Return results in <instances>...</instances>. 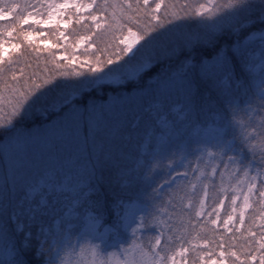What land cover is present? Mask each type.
<instances>
[{"label": "snow or ice", "instance_id": "1", "mask_svg": "<svg viewBox=\"0 0 264 264\" xmlns=\"http://www.w3.org/2000/svg\"><path fill=\"white\" fill-rule=\"evenodd\" d=\"M109 7L111 38L99 47L75 26L89 29L84 22ZM85 8L93 11L84 16ZM9 17L0 25V264H188L189 251L203 261L194 241H215L169 221L195 223L193 215H204L221 165L235 179L232 204L243 197L240 225L257 193L264 207V0H0V20ZM36 25H49L55 41L41 39ZM44 52V75L21 67V83L16 66L39 62ZM242 109L259 113L258 121L241 125ZM36 115L45 123L29 127ZM125 134L143 148L144 181L162 158L169 177L127 200L113 185L132 173L141 178L140 167L123 168L106 150ZM98 172L100 179L109 174L107 190ZM219 191L227 190L221 184ZM109 199L112 226L103 223ZM213 214L219 218L215 208ZM232 219L224 220L228 231ZM121 224H135L127 247ZM241 251L243 260L228 244L211 264L255 259L243 245Z\"/></svg>", "mask_w": 264, "mask_h": 264}, {"label": "trees", "instance_id": "2", "mask_svg": "<svg viewBox=\"0 0 264 264\" xmlns=\"http://www.w3.org/2000/svg\"><path fill=\"white\" fill-rule=\"evenodd\" d=\"M7 2H23V0H7ZM97 4L100 3V0H96ZM151 3H154L155 1H150ZM165 2H169V0H165ZM113 3V0H109V4ZM116 4L122 3V0H115ZM162 5V9H163ZM178 7V6H177ZM113 9L111 7L108 8L107 11H97L95 14L100 15L103 21V25L99 28H96L94 26V22L91 20H86L84 23L89 25V29H85L80 26H75L77 33L79 34H85L91 36V39L96 42V44L99 47H105L106 44L110 41L111 38V32L112 30L108 28V25L110 23H113L111 20ZM11 20H0V25H7L10 23ZM31 24V23H30ZM74 25L69 26V30ZM24 27H27V25H24ZM40 31H44L45 37L48 38L50 41H55V37H52L49 34L50 28H41L36 27ZM118 31V30H117ZM67 34V32H66ZM6 39H11L6 37ZM71 39V37H70ZM14 43L17 41L12 39ZM41 48H43L42 45H40ZM11 52V50L9 51ZM78 53H80L78 51ZM43 59H41L39 62L36 61L35 57H33L30 60L23 61L21 64L16 66V71L18 73L17 79L21 80V83H23V78L19 75L21 67L24 69L25 74L29 73H37L39 76L44 75V60L48 58L47 52L42 53ZM61 62H63L61 60ZM31 64V67L28 65ZM48 67H51L50 65ZM106 98V97H105ZM6 108V106H5ZM4 108V109H5ZM260 114L257 113V116ZM237 119L239 122H242L244 125H247L249 123V120L246 118L245 115L239 114L237 116ZM44 120L39 115L34 116L31 120L28 121V126L31 125V123H40ZM140 146H138L137 139L135 137V134H133L131 139H128L126 134L123 137L118 136L116 139L112 140L110 145H106V150H110L112 154L119 160L121 166L126 169H132L136 168L135 164L137 159L139 158L140 154ZM144 167L140 168V177L139 179L136 178V173H132V175L124 176L122 178H119V183H115L113 187L122 193V196L124 199L129 198H135L139 195L140 188L142 185L146 183H151L153 187L160 184L159 177L155 178V176L152 177L150 181H144L142 179L143 175L141 173V170ZM155 174V173H154ZM153 174V175H154ZM164 174V173H163ZM98 179L101 177V173H97ZM134 177V178H133ZM126 178V181L124 184H122V181ZM108 181H109V174L107 172L103 173V178L100 179L101 184V190H107L108 188ZM213 183L216 185V198L213 199V189L212 187H209V195L207 200V206L208 210L214 209L216 205H219L220 201L222 200V195L219 194V187L216 180H212ZM148 191H151V189H148ZM110 200V199H109ZM105 204V209L108 206V202ZM187 203V201H185ZM171 211V209H169ZM261 209L258 202H255L253 204V207L247 212L246 217L244 219V224L234 227V229L230 232L225 231L223 229H220L218 227L213 226L210 223V219L203 217H196L193 215L191 219L195 221V223H182L179 220H173L169 221V223H174L177 226H186L188 229V232L190 235H196V233H199L202 236L208 237L210 240L215 241V243H209L204 244L202 241H194V243L198 244L197 252L204 254V249L209 251L210 254H218L220 251L227 249L228 244H232V250L236 251L239 255H241V260L244 259L246 253L244 251H241V245H243L246 249H249L254 256L257 253L261 252L260 244H261V227L259 218L261 216ZM161 219H167L166 217L162 216ZM239 228V231H236V228ZM201 228L204 229V231H201ZM153 231H156L155 228H153ZM153 231L149 233L148 235L153 234ZM176 235H179L177 233ZM233 237H236L237 239H233ZM249 241L252 243L249 244ZM223 243L224 248L219 247V245ZM186 258L188 260V264H192V260L195 258V264H200V258L199 256H196L195 253L189 251L186 255ZM235 260V257H230L228 260V264H232V261ZM239 264V262H237ZM248 264H257L254 259H251L248 261Z\"/></svg>", "mask_w": 264, "mask_h": 264}, {"label": "rangeland", "instance_id": "3", "mask_svg": "<svg viewBox=\"0 0 264 264\" xmlns=\"http://www.w3.org/2000/svg\"><path fill=\"white\" fill-rule=\"evenodd\" d=\"M150 1H155V0H150ZM82 2L83 3H91V0H82ZM93 7H95V6H93ZM92 11H93V9H91V8H85V9L82 10L81 14L84 15V16H87L88 13L92 12ZM5 20L6 21L11 20V17H9V18H7ZM93 22H94V26L97 23L100 24V27L104 24L103 21H102L101 16L97 15V14H96V21H93ZM29 23H32L31 20L29 21ZM35 27L50 28L49 25H36ZM42 32H44V31H42ZM44 37L45 36L41 37V39H44ZM52 42H54V41H52ZM12 43H14L13 40H12ZM85 47H87V42L81 43L80 48L76 49L77 55L82 54L83 53V49ZM5 49L9 52L11 50L10 44L6 43L5 44ZM61 51H62V49H61ZM78 51L80 53H78ZM78 66L79 65L77 64L76 67H78ZM8 111H9V109L6 106V108L4 109V112L2 113V115L6 117L7 114H8ZM239 114H241L242 116L245 115L246 118L249 120V122H252V123L257 122L258 119H259V116H257V113H251V112H248V111L243 110V109L241 110V112ZM44 123H45V121H42V122L37 123V124L36 123H33V124L31 123V125H29V127H39V126L43 125ZM240 124L244 125L242 122H240ZM0 147H2V140H0ZM140 147H141L140 148V154L141 155L137 159L135 167H137L139 165V167L142 168V167H144L143 161H144V159H146V157L143 156V148H142V146H140ZM152 147L154 148V145ZM194 148H195V145H192L191 149H194ZM222 169H223V165H221V168L217 170V174L214 177H211L212 180H216L217 181L219 189L221 187V184H223V186L227 190L226 193L219 191L220 196L222 195V201H223L222 204L219 203V205H216V207H215L216 212L219 214V218L217 219L216 214H213L211 217H209L207 215L209 212L213 211V208L208 210V206H207L208 197L205 199V205L206 206H205V209H204V215H202L200 217L204 216L205 218L210 219V221L215 219L216 220V224H212L213 226L218 227L220 229H223L225 231H228L224 227V220L227 219L229 214H232L233 219H232V221H229L228 228H231L233 230L234 227H236V226L240 227L239 212H240V207L242 205L243 197L241 195L237 199L235 205L232 204L231 197L233 195L237 194L236 192L232 191V185L235 183V179L233 177H231L230 174H229L231 169H223L224 175H223V177H221L220 172H221ZM177 170L178 171H183L184 169L180 168V169H177ZM206 171L210 172V169H206ZM167 172H168L167 160L162 158L161 161H160L159 168L154 172L155 174L153 176H155V178L159 177L160 183H162L163 181H165V180H167L169 178L168 175H167ZM141 173H142V175L144 174V168L141 170ZM238 175H242V173H240ZM189 180H193V182H194L193 176H189ZM125 181H126V178H124V180L122 181V184H124ZM180 183H185V181L180 180ZM257 186L259 187V178L257 180ZM189 187H190V185H189ZM243 190L247 191V188L244 187ZM196 191L201 196L203 195V193L200 192V186L199 185H197ZM125 200H127V199H125ZM259 200H260V197H259L258 193L256 194L255 197L251 198V200H250L251 206L244 210V219L246 217L247 212L253 207V204H255V202H253V201L258 202ZM234 207L236 209L235 212H233V208ZM260 209H261V213H262L260 218H259L260 227H261L260 235H261V243H264V207H261V205H260ZM114 221H115V212L113 211L112 203H111V199H110L109 202H108V206L106 207V209H104L103 223L105 225L112 226L114 224ZM134 227H135V224H132L130 227H127V228H125L123 226V224H121V226L119 228V233H120L119 239H120L121 245L123 247H127L128 245H130L132 243V240H133L132 228H134ZM155 232L156 231H153V234H151V235H154ZM228 232H230V231H228ZM137 235L139 236V233H137ZM108 251L109 252H115V251H117V249L116 248H110V249H108ZM204 252L205 253L203 255V261L200 260V262H199L200 264H204V262H207V264H211V260L212 259H216V260L220 259L218 254L212 255V254H210L209 251H207L205 249H204ZM261 252H264V249H261ZM261 252L257 253L255 255L254 261H256L257 264H260V254H261ZM186 255H187V253H185V257H186Z\"/></svg>", "mask_w": 264, "mask_h": 264}]
</instances>
